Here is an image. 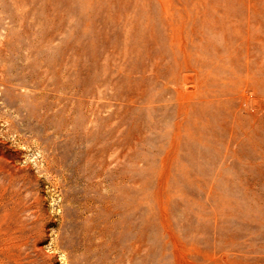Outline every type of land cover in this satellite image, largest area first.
I'll use <instances>...</instances> for the list:
<instances>
[{
  "label": "rangeland",
  "instance_id": "1",
  "mask_svg": "<svg viewBox=\"0 0 264 264\" xmlns=\"http://www.w3.org/2000/svg\"><path fill=\"white\" fill-rule=\"evenodd\" d=\"M0 264H264V0H0Z\"/></svg>",
  "mask_w": 264,
  "mask_h": 264
},
{
  "label": "bare ground",
  "instance_id": "2",
  "mask_svg": "<svg viewBox=\"0 0 264 264\" xmlns=\"http://www.w3.org/2000/svg\"><path fill=\"white\" fill-rule=\"evenodd\" d=\"M2 249V248H1Z\"/></svg>",
  "mask_w": 264,
  "mask_h": 264
}]
</instances>
